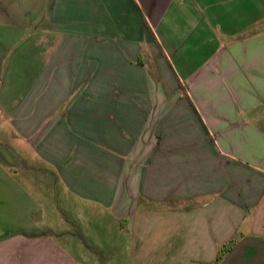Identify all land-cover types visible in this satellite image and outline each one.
Instances as JSON below:
<instances>
[{"label":"crops","instance_id":"crops-1","mask_svg":"<svg viewBox=\"0 0 264 264\" xmlns=\"http://www.w3.org/2000/svg\"><path fill=\"white\" fill-rule=\"evenodd\" d=\"M0 264H264V0H0Z\"/></svg>","mask_w":264,"mask_h":264},{"label":"trees","instance_id":"trees-1","mask_svg":"<svg viewBox=\"0 0 264 264\" xmlns=\"http://www.w3.org/2000/svg\"><path fill=\"white\" fill-rule=\"evenodd\" d=\"M235 245H236V241L234 240L224 245L218 252V259L222 258L225 255V253L231 251Z\"/></svg>","mask_w":264,"mask_h":264},{"label":"rangeland","instance_id":"rangeland-1","mask_svg":"<svg viewBox=\"0 0 264 264\" xmlns=\"http://www.w3.org/2000/svg\"><path fill=\"white\" fill-rule=\"evenodd\" d=\"M115 233H113V235H114ZM111 254H116L117 253V250H112L111 252H110Z\"/></svg>","mask_w":264,"mask_h":264}]
</instances>
